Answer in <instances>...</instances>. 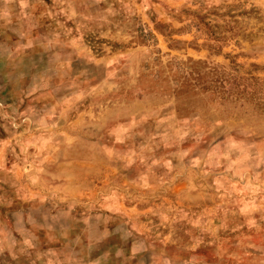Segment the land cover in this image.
I'll list each match as a JSON object with an SVG mask.
<instances>
[{
	"label": "rangeland",
	"instance_id": "1",
	"mask_svg": "<svg viewBox=\"0 0 264 264\" xmlns=\"http://www.w3.org/2000/svg\"><path fill=\"white\" fill-rule=\"evenodd\" d=\"M0 264H264V0H0Z\"/></svg>",
	"mask_w": 264,
	"mask_h": 264
}]
</instances>
